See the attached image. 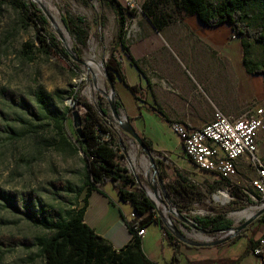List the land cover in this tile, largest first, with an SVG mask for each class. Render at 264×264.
Instances as JSON below:
<instances>
[{
  "label": "rangeland",
  "instance_id": "1",
  "mask_svg": "<svg viewBox=\"0 0 264 264\" xmlns=\"http://www.w3.org/2000/svg\"><path fill=\"white\" fill-rule=\"evenodd\" d=\"M44 2L54 24L60 32L62 31L71 48L73 39L64 27L61 15L83 17L88 29V40L86 46L82 47L81 58L88 61V69L78 63L77 67H73L54 51L43 53L39 49L32 27L23 24L11 7L6 5L0 7V192L14 194L30 192L39 204L51 206L57 215H63L67 210L77 209L84 203V190L81 194H76L74 190L82 183V153L76 149V142L69 136L66 127L69 142L62 141L64 134L56 128L54 120L62 115L71 119L66 107L77 110L80 115L83 114V104L77 103L73 98L76 91L79 92V98L88 103H92L93 100L101 102L107 114H111L106 98L108 87L97 64L104 68L111 55L110 43L115 34L116 23L111 7L101 0H44ZM101 16L104 21L99 24ZM180 17L181 15L175 12L172 0H140V8L135 10V16L127 18L126 44L130 50H134L142 43L165 42L164 36L159 40L163 33L155 32L151 19L157 23H165L164 26L169 28L176 26L183 29L185 25L178 21ZM259 26L264 32L263 19L258 18L257 27ZM24 43L31 46L29 57ZM249 51L251 59H262L264 42L252 45ZM91 62L94 64L90 65ZM38 86L51 94L57 90L63 91V98L53 97L50 111L38 117L29 115L17 105L5 100L2 94L5 90H15L34 103V90ZM135 87L138 96L142 97V91H139L137 85ZM262 103L264 101L260 104ZM119 114L124 116L121 110ZM153 118L144 115L142 122L151 130L154 139L162 141L172 160L185 165V168L190 166L188 160L179 156L180 143L177 135L166 123L156 122ZM126 144L125 151L122 154L119 152L118 155L120 165L133 177L138 178L137 186L152 194L146 181V178L152 175L146 156L138 151V146L131 138H126ZM257 146V154L264 161V126L258 132ZM152 155L167 199L172 207L176 208L177 198L168 190V185L174 182L172 167L176 165L165 157L161 158L155 153ZM180 170L188 175L183 167ZM255 175L256 170L243 162L236 175L229 179L220 177L211 179L210 175L203 174L193 176L195 184L205 195L195 198L192 202L194 209L190 214L213 215L210 205L225 206L237 202L246 206L225 212L223 217L229 219L232 226L241 223L247 216L241 212L251 213L261 204L260 196L250 186V179ZM156 188L161 196L157 185ZM218 190H226L228 194L221 192V196L215 198L213 194ZM235 192L240 194L239 199L235 197ZM151 197L163 214L169 216L153 195ZM247 197L252 202H247ZM170 219L193 239L209 240L222 235L219 232L201 234L182 225L173 216H170ZM152 227L151 224L147 225L148 235L152 234ZM250 231H253L252 234L256 233L252 228ZM49 235V231L33 225L21 214L14 212L0 197V264H45L36 243L38 239ZM164 258L167 260L170 256ZM159 262L166 264L163 256H159Z\"/></svg>",
  "mask_w": 264,
  "mask_h": 264
},
{
  "label": "trees",
  "instance_id": "2",
  "mask_svg": "<svg viewBox=\"0 0 264 264\" xmlns=\"http://www.w3.org/2000/svg\"><path fill=\"white\" fill-rule=\"evenodd\" d=\"M101 1L109 4L116 23L115 34L110 43L111 55L104 67L114 85L117 81L122 82L136 97V87L126 83L120 70L119 61L115 57V51L121 49L130 64L138 68L137 62L126 44L127 18L134 17L135 10L124 7L120 0ZM172 2L177 14L195 15L203 25L216 26L227 22L231 27L232 35L236 36L241 44L242 62L246 72L261 75L264 80V56L258 60L251 59L249 51L252 45L264 42L263 28L257 27L258 18L264 20V0H220L218 2L172 0ZM2 5L11 7L16 11L23 24L32 27L39 49L43 53L54 51L71 63L73 67H77L76 63L69 60L60 41L51 30L49 22L35 3L25 0H0V7ZM147 15L150 17L149 14ZM61 21L73 39V51L81 58L82 47L86 46L88 40V29L83 17L79 15L68 17L67 14H63ZM103 21L104 18L101 16L99 24H102ZM151 24L157 30L165 25V23H157L154 19H151ZM23 46L29 57L31 46L29 43H24ZM2 94L5 100L17 105L33 117L49 112L53 97L63 98L62 90L51 94L44 91L41 86L34 90V103L15 90H5L2 91ZM73 98L77 103L83 104V114L80 115L77 110H70L69 107H66L71 119L62 115L55 118L54 124L64 134L62 141L69 142L65 131L66 127L69 136L76 142V149L82 153V183L80 187L73 189L76 194H81L84 190L83 205L77 209L67 210L63 215H57L51 206L39 204L30 192L19 194L0 192V197L14 212L21 214L33 225L50 232L49 236L38 239L36 243L44 257L45 264H158L143 254L140 236L137 235L138 229L156 223L161 227L164 239L173 246V249L175 246L186 245L174 237L163 225L144 189L137 186L135 177L120 165L118 155L119 152L122 154L123 147L127 148L126 138L129 137L113 123H110L105 116L99 114L93 103L80 99L78 91L73 94ZM98 104L107 114L102 103L98 102ZM120 104V100L117 99L115 101L117 110ZM73 111H76L79 116V134L74 126ZM156 111L161 114L157 108ZM140 137L152 152L146 137L142 133ZM172 175L174 182L168 185V190L177 198L175 202L177 212L184 214L202 229L216 231L229 228L232 223L229 219L224 218L223 214L246 206L237 202L225 206L212 204L210 209L214 213L213 215H191L190 211L194 209L192 202L195 198L205 194L176 166L172 167ZM104 183H110L118 192L120 199L130 204L131 212L134 213L133 217L123 216L130 237L126 245L119 250L113 249L103 237L95 234L83 221L89 193L98 190L99 186ZM234 194L236 198H240V194L237 192ZM247 202H252L249 197H247ZM252 225L264 227V213L246 226L236 237L243 235ZM255 241L252 242L250 239L249 243L252 242L253 246ZM175 260L177 259L173 254L170 262Z\"/></svg>",
  "mask_w": 264,
  "mask_h": 264
},
{
  "label": "crops",
  "instance_id": "3",
  "mask_svg": "<svg viewBox=\"0 0 264 264\" xmlns=\"http://www.w3.org/2000/svg\"><path fill=\"white\" fill-rule=\"evenodd\" d=\"M178 21L185 28L164 26L155 29L156 33H163L159 40L164 36L165 42L142 43L134 50L129 49L139 69L130 64L121 49L115 51L126 83L137 85L142 91V97L138 94L135 97L117 81L114 88L121 103L119 111L129 119L137 133L146 137L152 153L169 159L179 169L183 167L189 176L181 171L188 179L195 183L194 177L201 174L219 179L213 173L198 169L182 153L180 145L179 156L191 165L185 168L172 160L162 141L155 140L151 130L143 124V116L154 117L156 122H164L169 128L170 123L179 122L196 129L211 119L215 109L236 117L249 105L263 102L264 80L261 75L246 72L241 44L232 35L227 22L206 26L195 15H181ZM242 165L239 160L237 168ZM131 211L130 204L120 199L116 189L110 183H104L89 193L83 221L113 249L119 250L130 237L123 216L129 217ZM151 225L152 234L148 235L146 226L140 236L141 249L147 258L158 264H161L159 256H163L166 264H255L252 242L264 235V227L252 225L250 228L256 230L255 234L248 229L243 235L215 246L181 245L173 249L164 239L161 227L156 223ZM173 254L177 260L170 262ZM166 256L170 258L166 260Z\"/></svg>",
  "mask_w": 264,
  "mask_h": 264
},
{
  "label": "built area",
  "instance_id": "4",
  "mask_svg": "<svg viewBox=\"0 0 264 264\" xmlns=\"http://www.w3.org/2000/svg\"><path fill=\"white\" fill-rule=\"evenodd\" d=\"M124 7L140 8V0H120ZM264 126V103L249 105L236 117L225 115L215 109L209 121L196 129L179 122L170 123L177 135L182 153L200 170L229 179L237 173V162L241 160L256 170L250 179L251 188L264 202V161L258 156V132ZM226 190H218L215 198ZM228 194V193H227ZM259 205H257L258 207ZM134 213L130 212L129 217ZM144 228L137 230L142 236ZM255 264H264V235L258 237L251 247Z\"/></svg>",
  "mask_w": 264,
  "mask_h": 264
},
{
  "label": "water",
  "instance_id": "5",
  "mask_svg": "<svg viewBox=\"0 0 264 264\" xmlns=\"http://www.w3.org/2000/svg\"><path fill=\"white\" fill-rule=\"evenodd\" d=\"M31 2L35 3L36 6L40 9L44 17L47 19L49 22L50 27L52 28L53 33L56 35L57 39L60 41L64 51L66 52L68 58L70 61L74 63H78L81 65H84L88 69V61H86L83 58H79L76 53L73 51L71 47L67 44V41L65 40L63 34L60 32V30L57 28V26L54 24L53 19L51 18L49 12L47 9L44 7L43 4H41L38 0H31ZM99 65V64H97ZM100 70L102 71L107 87H108V92L106 93V98L108 101L109 109L111 114H105L102 110V108L99 106L98 102L93 100V105L95 106L96 110L98 111L99 114L105 116L110 123H113L118 129H120L126 136L131 138L136 145L138 146V151L142 152L150 165V168L152 169V175L150 178H146V181L148 185L150 186L152 190V195L153 197L162 205L163 209L165 210V213H167L169 216H165L163 212L159 209L157 203L153 200V198L150 196L148 191H145V194L147 198L152 202L155 211L157 215L159 216L161 222L163 225L172 233L174 237H176L181 243L187 245V246H215L217 244L223 243L227 241L230 238H233L237 236L246 226L250 225L256 218H258L262 213H264V202L259 205L258 209L256 211L251 212L249 215H247L244 220L234 226H230L229 228L226 229H219L216 231H208L205 229H202L198 227L191 219L188 217L184 216L183 214L177 212L176 208H173L170 202L167 199L166 192L163 188V185L161 183V179L159 175L157 174V169L156 165L154 162V158L152 155L151 150L145 145V143L142 141L140 135L135 131L133 126L131 125L129 119L126 116H121L119 114V111L116 109L115 101L118 99L115 88H114V83L112 82V79L109 77L108 72L106 68L100 67ZM73 116V122L74 126L76 128L77 133L79 134V116L76 111L72 112ZM123 151H125L123 147ZM136 181H138V178L135 176ZM158 186L160 191H161V196H159L158 192L155 189V186ZM170 216H173L179 223L182 225L193 229L195 231H198L201 234H214V233H222L220 237H217L215 239H209V240H198V239H193L189 236H187L181 228L175 223L172 222L170 219Z\"/></svg>",
  "mask_w": 264,
  "mask_h": 264
},
{
  "label": "bare ground",
  "instance_id": "6",
  "mask_svg": "<svg viewBox=\"0 0 264 264\" xmlns=\"http://www.w3.org/2000/svg\"><path fill=\"white\" fill-rule=\"evenodd\" d=\"M38 1H39L41 4H43L45 8H47V7H46V4H45V2H44V0H38ZM47 11H48V10H47ZM61 32H62V31H61ZM63 32H64V35L66 36V38H68L67 33H66L64 30H63ZM64 38H65V37H64ZM65 40H66V39H65ZM67 44H68V43H67ZM68 45H69V44H68ZM69 47H70V46H69ZM91 64H94V63L91 62L90 65H91ZM97 67H99V71H100V65H97ZM155 189H156V191H157L156 186H155ZM157 192H158V191H157ZM149 194H150V192H149ZM150 195L152 196V194H150ZM220 196H221V195H220ZM220 196H219V197H220ZM241 213H243V214H245V215H249L250 212L243 211V212H241Z\"/></svg>",
  "mask_w": 264,
  "mask_h": 264
}]
</instances>
